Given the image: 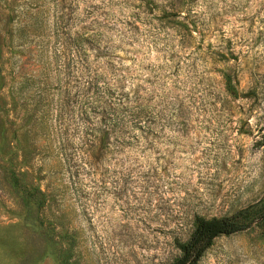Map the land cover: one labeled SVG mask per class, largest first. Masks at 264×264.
<instances>
[{
  "label": "rangeland",
  "instance_id": "rangeland-1",
  "mask_svg": "<svg viewBox=\"0 0 264 264\" xmlns=\"http://www.w3.org/2000/svg\"><path fill=\"white\" fill-rule=\"evenodd\" d=\"M263 147L264 0H0V264H264Z\"/></svg>",
  "mask_w": 264,
  "mask_h": 264
},
{
  "label": "trees",
  "instance_id": "trees-1",
  "mask_svg": "<svg viewBox=\"0 0 264 264\" xmlns=\"http://www.w3.org/2000/svg\"><path fill=\"white\" fill-rule=\"evenodd\" d=\"M228 81L229 78L226 77ZM264 151V147L262 148ZM249 212L239 210L231 215L203 217L194 215L186 239L176 244L177 256L168 264H197L212 240L220 235L232 234L248 227Z\"/></svg>",
  "mask_w": 264,
  "mask_h": 264
}]
</instances>
